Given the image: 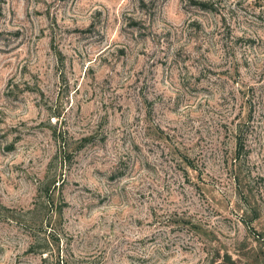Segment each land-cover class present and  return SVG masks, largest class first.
I'll use <instances>...</instances> for the list:
<instances>
[{"label":"rangeland","instance_id":"374dc122","mask_svg":"<svg viewBox=\"0 0 264 264\" xmlns=\"http://www.w3.org/2000/svg\"><path fill=\"white\" fill-rule=\"evenodd\" d=\"M0 264H264V0H0Z\"/></svg>","mask_w":264,"mask_h":264},{"label":"trees","instance_id":"16d2710c","mask_svg":"<svg viewBox=\"0 0 264 264\" xmlns=\"http://www.w3.org/2000/svg\"><path fill=\"white\" fill-rule=\"evenodd\" d=\"M198 5L199 6H201L202 8H205L206 7V4L205 3H203V2H200V3H198ZM65 145V144H64ZM243 140L240 138V137H236V146H235V160H238L239 159V156L241 155V153L243 152ZM183 160H184V162L187 164V166H190V167H192L193 165H192V163H191V161L187 158V157H183ZM44 203H46L47 205H50L51 204V197H50V195H48L47 193H46V195H45V198H44ZM49 221L47 222V224L49 225L50 224V220H51V217L49 216ZM48 229H46V231H47ZM47 236L48 237H50L51 238V240L53 241V244L52 245H54L55 243H57V241L58 240H54V237H53V233H50V232H48L47 233ZM46 243H48V244H51V242L49 243V242H46ZM45 246H47L46 248H44L42 251H41V253H47L48 251H49V249H47L48 248V245L46 244ZM29 248H33L32 247V245L29 247ZM33 250V249H32ZM47 262V259L46 258H44L43 259V263H46Z\"/></svg>","mask_w":264,"mask_h":264}]
</instances>
